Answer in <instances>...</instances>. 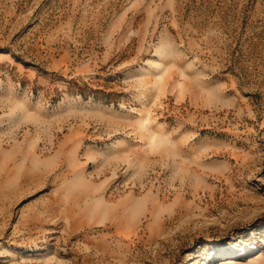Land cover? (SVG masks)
I'll return each mask as SVG.
<instances>
[{
    "label": "rangeland",
    "instance_id": "1",
    "mask_svg": "<svg viewBox=\"0 0 264 264\" xmlns=\"http://www.w3.org/2000/svg\"><path fill=\"white\" fill-rule=\"evenodd\" d=\"M0 264H264V0H0Z\"/></svg>",
    "mask_w": 264,
    "mask_h": 264
},
{
    "label": "bare ground",
    "instance_id": "2",
    "mask_svg": "<svg viewBox=\"0 0 264 264\" xmlns=\"http://www.w3.org/2000/svg\"><path fill=\"white\" fill-rule=\"evenodd\" d=\"M230 253H231V251H230ZM228 259H230V258H228ZM228 259H227V260H228Z\"/></svg>",
    "mask_w": 264,
    "mask_h": 264
}]
</instances>
